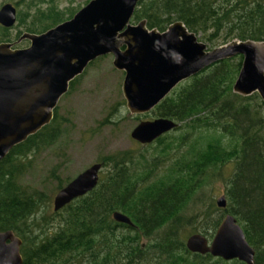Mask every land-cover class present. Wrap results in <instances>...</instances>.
<instances>
[{"label": "trees", "instance_id": "trees-1", "mask_svg": "<svg viewBox=\"0 0 264 264\" xmlns=\"http://www.w3.org/2000/svg\"><path fill=\"white\" fill-rule=\"evenodd\" d=\"M31 6L36 5L29 1L28 9ZM73 11L64 13L50 5L18 12L15 37L11 40L8 29L0 27V43L23 32L42 33L70 19ZM139 21L158 32L179 21L208 49L234 39L264 41V0H138L130 22ZM240 63L239 56L215 63L180 82L150 112L131 115L151 113L177 124L171 131H180L175 146L179 150L183 145L184 152L172 163L157 172L159 161H148L142 152L109 153L97 160L104 169L96 186L53 212L48 211L52 198L45 186L55 181L56 193L71 180L59 179L63 162L44 173L41 188L28 177L35 175L42 153L63 157L56 148L64 123L55 107L47 125L0 160V232L10 230L20 239L21 264H135L136 254L148 253L150 264H244L190 253L177 236L183 210L201 177L228 163V205L207 211L199 232L212 237L223 214H230L254 250L253 264H264V106L256 93L231 91ZM166 135L153 141L159 154L167 155L172 145ZM113 212L125 215L133 226L114 222ZM143 237L150 238L146 253L139 244Z\"/></svg>", "mask_w": 264, "mask_h": 264}, {"label": "water", "instance_id": "water-1", "mask_svg": "<svg viewBox=\"0 0 264 264\" xmlns=\"http://www.w3.org/2000/svg\"><path fill=\"white\" fill-rule=\"evenodd\" d=\"M137 2L89 0L70 19L42 33H22L15 44L26 40L23 48L0 43V160L47 125L68 84L105 55L111 56L113 69L123 74L120 90L130 115L150 112L180 82L235 56L241 63L231 91L241 96L256 93L264 106V41L234 39L208 49L179 21L162 32L148 30L144 21L131 24ZM14 23L15 9L3 5L0 25L9 28ZM176 126L166 118L144 120L132 128L129 137L149 144ZM100 169L101 164L94 163L60 188L52 197V211L91 191ZM215 204L224 208V197ZM111 218L132 226L119 212L111 213ZM20 245L12 231H1L0 264H21ZM184 246L190 253L254 263V250L230 214L222 217L209 241L195 233L185 239Z\"/></svg>", "mask_w": 264, "mask_h": 264}, {"label": "rangeland", "instance_id": "rangeland-1", "mask_svg": "<svg viewBox=\"0 0 264 264\" xmlns=\"http://www.w3.org/2000/svg\"><path fill=\"white\" fill-rule=\"evenodd\" d=\"M29 1H32L36 6H31L28 9L27 4ZM88 1L0 0V5L3 3L16 4V12L21 13H31L37 8L44 10L53 5L58 10L66 13L68 10L76 12ZM130 23L133 24L132 22ZM15 33L16 29L9 31L11 40L15 37ZM25 45L26 43L22 46ZM206 47L208 46L206 45ZM122 77L123 74L121 72L113 69L110 55L101 57L85 68L83 73L73 83L72 88L59 99L56 105L57 117L61 119V123H64L65 131L56 150L61 149L57 153L62 154L63 157H60V159L58 157H50V153L47 154L46 152L39 155L36 159L37 171L32 178L28 177L29 181L35 179L34 182H36L38 188H41L39 183L43 179L44 173L53 165L62 162L63 168H59L60 171H57L59 179L64 181L69 178L70 180L90 165L98 163L97 160L100 157L115 151L124 150L142 152L148 158V161L152 157L157 159L160 166H158L156 171L160 172L184 152L183 145L179 147V150L175 146L180 131L167 132L168 142L172 144L167 155L159 154L153 142L141 145L130 139L129 133L139 121L152 120L157 117H153L150 113L149 116L135 118L127 112L120 90ZM196 136L194 135V137ZM103 169L101 168L102 172ZM231 171L232 165L229 163L218 170L216 167L206 170L201 177L200 187H198L183 210L181 227L177 235L179 239L185 241L189 235L195 234L192 232L194 231L193 228L197 229V234H200L199 231L203 229L202 219L205 217L204 214L207 211L212 212L215 201L220 196L224 197L225 206L228 205L225 197V187L226 179ZM55 185L56 182L51 181L45 186L50 198L55 193ZM51 203L52 199L48 211L52 210ZM218 213L219 211L214 213L213 217L215 215L217 217ZM206 231L210 235L211 232L209 230ZM147 241H150V238L146 239L143 237L139 241L140 249L144 250V253L149 252L146 247ZM149 254L146 256L136 254L132 260L136 262H134L135 264H150L149 259L151 257Z\"/></svg>", "mask_w": 264, "mask_h": 264}, {"label": "flooded vegetation", "instance_id": "flooded-vegetation-1", "mask_svg": "<svg viewBox=\"0 0 264 264\" xmlns=\"http://www.w3.org/2000/svg\"><path fill=\"white\" fill-rule=\"evenodd\" d=\"M5 4H10V3H3V4H1L0 5V8L3 6V5H5ZM14 9H15V5L16 4H10ZM17 13L18 12H16V9H15V23L11 26V27H9V28H7L8 29V31H10V30H12V29H14L13 27L16 25V23H17ZM0 27L1 28H5V27H3V26H1L0 25ZM23 33H25V32H23ZM22 34V33H21ZM20 34V35H21ZM19 35V36H20ZM18 36V37H19ZM18 37H16L13 41H11V42H5V43H12L13 44V48H16L15 46H17V48H23V47H25V46H27V44H28V42L26 41V40H23V41H20V42H18L17 44H15V42L17 41V39H18ZM2 43V42H1ZM4 43V42H3ZM26 43V45L25 46H22L23 44H25ZM67 91H68V89H67ZM67 91H66V93H67ZM65 93V94H66ZM140 122V121H139ZM153 142V141H152ZM137 143V142H136ZM216 205V204H215ZM217 207V206H216ZM225 207V206H224ZM218 208V207H217ZM225 215V214H224ZM223 215V216H224ZM222 219V218H221ZM221 221V220H220ZM133 226V225H132ZM218 226V225H217ZM217 228V227H216ZM202 235V234H201ZM205 237V236H204ZM206 238V237H205ZM208 241L211 239V238H206ZM141 247H142V245H141ZM200 255V254H199ZM204 255H208V254H204ZM214 258V257H213ZM220 259V258H219Z\"/></svg>", "mask_w": 264, "mask_h": 264}]
</instances>
